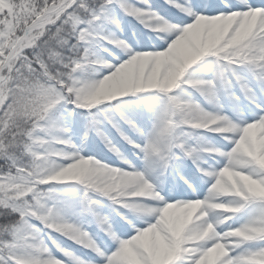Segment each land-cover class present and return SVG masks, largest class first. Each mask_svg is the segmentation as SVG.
<instances>
[{"label": "snow or ice", "instance_id": "6c2138e0", "mask_svg": "<svg viewBox=\"0 0 264 264\" xmlns=\"http://www.w3.org/2000/svg\"><path fill=\"white\" fill-rule=\"evenodd\" d=\"M0 264H264V0H0Z\"/></svg>", "mask_w": 264, "mask_h": 264}, {"label": "rangeland", "instance_id": "374dc122", "mask_svg": "<svg viewBox=\"0 0 264 264\" xmlns=\"http://www.w3.org/2000/svg\"><path fill=\"white\" fill-rule=\"evenodd\" d=\"M126 20H127V18H125ZM134 23V22H133ZM136 27L137 28H139V25H136ZM141 31H143V29H140ZM121 39H123V36H121ZM113 143H116V141H113ZM99 149H100V151L101 152H103L104 151V146H103V144H99ZM117 147H120V145L119 144H117ZM121 150H123V149H121ZM108 155H110V154H108Z\"/></svg>", "mask_w": 264, "mask_h": 264}, {"label": "bare ground", "instance_id": "6f19581e", "mask_svg": "<svg viewBox=\"0 0 264 264\" xmlns=\"http://www.w3.org/2000/svg\"><path fill=\"white\" fill-rule=\"evenodd\" d=\"M97 158H99V157H97Z\"/></svg>", "mask_w": 264, "mask_h": 264}]
</instances>
